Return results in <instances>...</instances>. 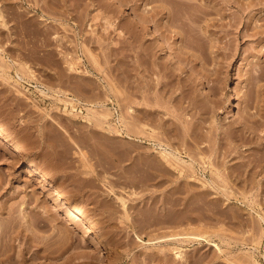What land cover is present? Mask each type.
I'll list each match as a JSON object with an SVG mask.
<instances>
[{"label": "rangeland", "instance_id": "rangeland-1", "mask_svg": "<svg viewBox=\"0 0 264 264\" xmlns=\"http://www.w3.org/2000/svg\"><path fill=\"white\" fill-rule=\"evenodd\" d=\"M0 1L11 27H0V127L17 147L14 158L0 154V205L15 204L0 206V264H264V75L258 87L245 81L248 71L264 74V0H171L169 16L160 0ZM19 10L20 34L33 33L20 42ZM48 11L58 25L38 19ZM153 35L144 68L140 48ZM148 142L187 161H161Z\"/></svg>", "mask_w": 264, "mask_h": 264}, {"label": "bare ground", "instance_id": "bare-ground-1", "mask_svg": "<svg viewBox=\"0 0 264 264\" xmlns=\"http://www.w3.org/2000/svg\"><path fill=\"white\" fill-rule=\"evenodd\" d=\"M21 1H22V0H15V2H16L17 4H18V3L20 4ZM43 1L45 2V0H43ZM46 1L49 2V4H51L50 2H52L53 0H46ZM54 1H55V0H54ZM160 1H162L161 4H160V6L162 7V9H166V10H167V11H166V12H167V16H169L168 14H170V10H169V9H170V3H171V0H160ZM0 2H1V1H0ZM3 2H5V1H3ZM12 2H13V1H12ZM25 2H26V0H25ZM54 3H56V1H55ZM57 3H58V2H57ZM57 3H56V4H57ZM14 4H15V3H13V5H14ZM19 4H18V5H19ZM21 4H22V3H21ZM47 4H48V3H47ZM28 6H29V5H28ZM28 6L25 7V8H26L25 10H26V12H29V11L31 12L32 9L29 10V11H27V10H28V9H27ZM14 7H16V6H14ZM30 7H31V6H30ZM32 8H33V7H32ZM16 9L18 10V8H16ZM21 9H22V8H21ZM36 9H37V8H36ZM17 10H15V11L17 12ZM25 10H24V11H25ZM21 11H23V10H21ZM21 11L19 10L18 13L15 12V13L17 14V15L15 16V17L17 18V22H15V23H16L17 25H15L14 22H13V24H14L15 26H12V27L14 28V30H13V28H12V32H13V34H14L13 36H15L14 41H15V40H16V41H19V39H20V37H21V35H22V34H20V33H21V32H20L21 30H20V28L18 27V24L20 23V22H19V20H20L19 18L22 17V12H21ZM42 11H43V10H42ZM20 12H21V13H20ZM26 12H23V13H26ZM37 12H38V11H37ZM37 12H36V11H32L31 13H37ZM48 12H49V11H48ZM15 13H14V14H15ZM64 13H65V11H64ZM28 14L30 15V13H28ZM28 14H26V15H28ZM66 14H67V13H66ZM26 15H25V16H26ZM31 15H32V14H31ZM33 15H35V14H33ZM48 15H49V16H48ZM25 16L23 15V17H25ZM37 16H38V19H39L41 22H42V21H45V22H48V23H49L50 21H51V22H54V21L56 22V21H58V19L55 18L56 15H52L53 17H50V12H49V14L47 13V15H46V13H44V12L42 13V12H41V14H38ZM60 16H61V15H60ZM60 16H59V17H60ZM181 16L183 17L184 20L188 18V9H187V8H184V9L181 10V15H180L178 18H180ZM30 17H31V16H29L28 18L31 19V21L28 20V22H29V21H30V22H33V21H32V20H33V19H32L33 16H32L31 18H30ZM35 17H36V16H35ZM62 17H63V16H62ZM60 18H61V17H60ZM64 18H66V16H65ZM67 18H68V17H67ZM21 19H22V18H21ZM24 19H27V17H25ZM61 19H62V18H61ZM68 19H69V18H68ZM14 20H16V19H14ZM66 20H67V19H66ZM69 20H70V19H69ZM143 20H145V18H138V19H135V20H134V21H135V22H134V23H135V26H137V25L140 24V23H143V22H144ZM179 20H181V19H179ZM59 21H60V20H59ZM63 21H64V20H63ZM67 21H68V20H67ZM149 21H153V22L155 23L156 20H155V18H154L153 15L151 16V18H149ZM21 22H22V21H21ZM35 22H36V24L39 23V25H40V23H41V22H39V21L37 22V20H35ZM172 22H173V20H172ZM172 22H171V23L168 22L166 25H163V26H164L165 28H169V29H170L171 26H172V24H173ZM57 23H58V22H56V24H57ZM64 23H67V22H64ZM134 23H133V24H134ZM22 24H25V23L22 22ZM42 24H46V23H42ZM42 24H41V26H42ZM59 24H62V23H59ZM11 25H12V24H11ZM20 25H21V24H20ZM29 25H30V24H29ZM39 25L37 24L36 27L39 26ZM57 25H58V24H57ZM64 25H65V24H64ZM64 25H63V27H64ZM67 25H68V24H67ZM67 25H65V27H67ZM173 25H174V24H173ZM23 26H24V25H23ZM26 26H27V25L24 26L25 29H26ZM0 27H1L2 29H6L7 32H8V30L11 29V27H10L9 24L7 23V20H6V17H5V14H4V11H3V8H1V6H0ZM9 27H10V29H9ZM27 27H28V26H27ZM39 27H40V26H39ZM18 28H19V29H18ZM31 28H32V27H31ZM31 28H30V29L27 28V29L30 31V33H32V32H31ZM37 28H38V27H37ZM37 28H36V29H37ZM27 29H26V30H27ZM23 30H24V29H23ZM26 30H25V32H26ZM39 30H40V28H39ZM43 30H44V29H43ZM34 31H35V30H34ZM41 31H42V28H41ZM9 32H11V31H9ZM25 32H24V34H23L22 36L25 35ZM27 32H28V31H27ZM35 32H36V31H35ZM38 33H39V32H38ZM40 33H41V32H40ZM19 34H20V37H18ZM27 34H29V32H28ZM27 34H26V35H27ZM32 35H33V33H32ZM32 35H30V36H32ZM42 35H43V33H42ZM44 35H46V32L44 33ZM150 35H151V34H150ZM36 36H37V34L35 35V37H36ZM54 36H55V35H54ZM144 36H145V35H143L142 37H144ZM27 37H28V36H27ZM55 37H56V36H55ZM13 38H14V37H13ZM18 38H19V39H18ZM23 38L25 39V37H23ZM31 38H32V37H30V39H31ZM157 38H158V35H157V36H154V35H153V37H152L151 39L144 38L145 40H143V42H142V43H145L146 40H149V41H148L149 43L147 42V43L143 44V46L140 48V50H141L140 52H141V54H143V55L141 56V58H139L138 62H139V64H141L144 68L147 67V65H148V63H149V61H150V58L146 57L148 54H149V56H150V54H151V52H149V45H151L152 42H155ZM21 39H22V38H21ZM26 39H28V38H26ZM26 39H25V40H26ZM30 39H29V40H30ZM34 39L36 40V38H34ZM34 39L31 40L32 43H33ZM142 39H143V38H142ZM29 40H28V41H29ZM37 40H38V39H37ZM14 41H13V43H14ZM20 41H23V39L20 40ZM20 41H19V42H20ZM24 42H25V41H24ZM35 42H36V41H35ZM41 42H43V41H41ZM41 42H40V44H41ZM15 43H16V42H15ZM17 43H18V42H17ZM17 43H16V44H17ZM22 43H23V42H22ZM27 43H28V42H27ZM36 43H37V42H36ZM16 44H15L14 46H16ZM18 44H19V43H18ZM24 44H26V42H25ZM34 44H35V43H34ZM38 44H39V43H37V45H38ZM40 44L38 45L39 47L41 46ZM21 45H23V44H21ZM28 45L30 46V44H28ZM28 45H27V46L25 45V46L28 47ZM31 45L33 46V44H31ZM37 45H35V46L37 47ZM17 46H18V45H17ZM42 46H43V44H42ZM44 46H45V45H44ZM44 46H43V48H44ZM151 46H152V45H151ZM19 47H20V46H19ZM33 47H34V46H33ZM153 47H154V46H153ZM43 48H42V49H43ZM2 49H3V48H2ZM2 49H1V50H2ZM15 49L17 50V47H16ZM20 49H21V47H20ZM20 49H18V50H20ZM22 49H23V47H22ZM26 49H27V48H26ZM34 49H35V47H34ZM34 49H33V50H34ZM38 49H40V48H38ZM4 50H5V49H4ZM4 50H2V51H4ZM28 50H30V49L28 48ZM35 50H37V49H35ZM35 50H34V52H35ZM5 51H6V50H5ZM20 51H21V50H20ZM20 51H19V52H20ZM23 51H25V52L27 53V51H26L25 49H24ZM31 51H32V50H31ZM31 51H30V53H31ZM150 51H152V50H150ZM25 52H24V53H25ZM28 52H29V51H28ZM34 52H32V53H34ZM0 53H1V52H0ZM3 53H4V52H3ZM3 53H2V54H3ZM24 53H23V54H24ZM26 53H25V54H26ZM36 53H37V52H36ZM36 53H35V54H36ZM153 53H154V52H153ZM18 54L20 55L19 58H21V53H18V52H17V55H18ZM27 54H28V53H27ZM4 55H6V54H4ZM8 55H9V54H8ZM154 55H155V54H154ZM152 56H153V55H152ZM2 58H3V57L0 56V60H1ZM5 58H6V57H5ZM5 58H3V60H4ZM9 58H10V55H9ZM17 58H18V57H17ZM19 58H18V59H19ZM22 58H23V57H22ZM91 58H92V60H93V57H91ZM91 58H89L90 60H88L90 63L92 62V61H91ZM18 59H17V60H18ZM25 59H26V58H25ZM25 59H24V60H20V59H19V61L21 62V63L19 62V63H20L19 66H20L21 68L25 67V71L28 70V71L30 72L29 74H30V75H31V74L33 75V68H32V65L30 64L31 62L29 61V62H30V63H29L28 61H25ZM6 60H7V58H6L4 61H6ZM27 60H28V58H27ZM64 60H65V59H64ZM94 60H95V64H92V66L95 65V67H97V66L99 67V64L96 66V64L98 63L97 59L94 58ZM94 60H93V61H94ZM1 61H2V60H1ZM4 61H3V62H4ZM11 61L13 62V60L10 59V62H11ZM31 61L33 62V60H31ZM66 61H68V60H66ZM96 61H97V63H96ZM152 61H153V60L151 59L150 62H152ZM3 62H2V63H3ZM12 62H11V63H12ZM34 62H35V61H34ZM34 62H33V64H35ZM64 62H65V61H64ZM0 63H1V62H0ZM11 63H10V64H11ZM15 63L17 64L18 62H17V61H16V62L14 61V64H15ZM36 63H38V62H36ZM65 63H66V62H65ZM67 63H68V62H67ZM154 63H155V62H154ZM6 64L8 65L9 63L7 62ZM12 64H13V63H12ZM16 64H15V65H16ZM39 64H40V63H39ZM70 64L72 65V63H68L69 67L71 68ZM0 65H1V64H0ZM3 65H4V64H3ZM21 65H22L23 67H22ZM11 67H12V66H11ZM0 68H2V66H1ZM16 68H17V67H16ZM17 69H18V68H17ZM26 69H27V70H26ZM15 71H16V70H15ZM18 71H19V70H18ZM258 71H260V70H258ZM19 72H20V71H19ZM19 72H18V73H19ZM18 73H17V78H18V79L22 78L23 76H20ZM30 75H29V78H30ZM263 75H264V74H263L262 70H261L260 73H258V74H255L253 71H248V74H247V77L245 78V81H246L247 84H248V83H249V84H253V83H254V84L256 85V87H258L259 84H260L259 81H260V79L262 78L261 76H263ZM24 78H25V77H24ZM32 78H33V77L31 76V79H32ZM34 81H36V80H34ZM38 82H40V84H38V85L40 86L39 90H40L41 92H45V85H44V83H42V82L39 81V80H38ZM155 82H156V81H155ZM146 84H147V81H146ZM155 84H157V83H155ZM35 87H36V86H35ZM101 87H103V86H101ZM101 87H100V88H101ZM36 88H38V87H36ZM104 89H106V88L104 87ZM99 90H100V89H99ZM99 90H97V91H98L99 93L101 92V94L104 92V93L102 94V96L104 95V99L102 98L103 100H101V101H105V100H106V101H109V100L111 101V99H110V95L108 94V91H107V90H103V92H102V91H99ZM101 90H102V89H101ZM245 96L247 97L248 95H245ZM245 96H243V97H244L243 100L246 101V104L244 103V104H245L244 106H246V110H248L249 108H247V107H249L251 103H249V101L247 100V98H245ZM70 99H71V100H72V99H73V100H76V97H75V98L70 97ZM77 99H78V98H77ZM248 99H249V98H248ZM83 100H85V99H83ZM79 101H80V100H79ZM85 101H86V100H85ZM85 101H84V102H85ZM91 101H92V100H91ZM98 101H99V100H98ZM98 101H97V102H98ZM245 101H244V102H245ZM93 102H94V101H93ZM95 102H96V100H95ZM111 102H112V101H111ZM247 102H248V103H247ZM256 102H257V101H256ZM80 103H81V102H80ZM86 103H87V102H86ZM89 103H90V102H89ZM101 103H102V102H101ZM114 103H115V102H114ZM90 104H91V103H90ZM95 104H97V103H95ZM103 104H104V102H103ZM115 104H116V103H115ZM84 105H85V104H84ZM86 105H87V104H86ZM100 105H102V104H100ZM90 106L93 107V104H91ZM255 106L257 107L256 104L254 105V107H255ZM107 107H108V106H107ZM256 107H255V108H256ZM97 108H98V107H97ZM97 108H96V109H97ZM102 108H103V107H102ZM110 108H111V107H109L108 109H110ZM114 108H115V110H116V107H113V109H114ZM86 109H87V110L90 109V108L88 107V105H87ZM94 109H95V108H94ZM96 109H95V111H96ZM146 109H147V108H146ZM244 109H245V108H244ZM90 110H93V108L90 109ZM90 110H89V112H90ZM97 110H98V109H97ZM144 110H145V108H144ZM128 111H129V112L132 111V108L129 107V106H128ZM145 111H147L146 113H147V116H148V111H149V110H145ZM91 112H92V111H91ZM96 112H98V111H96ZM110 112H111V110H110ZM112 112H113V111H112ZM116 112H117V110H116ZM98 113H99V112H98ZM90 114H91V113H90ZM90 114H89V115H90ZM93 114H94V113L91 114L92 116H89V115H88V116L92 119V118H93ZM99 114H100V113H99ZM99 114H98V115H99ZM149 114H150V112H149ZM94 115H95V114H94ZM96 115H97V114H96ZM100 115H102V113H101ZM117 115H118V114H117ZM253 116H254V118H253L252 120H253L255 123L257 122V124L260 123V120H259L258 117H261V114H260V113H257L256 115L254 114ZM257 116H258V117H257ZM98 117H99V116H98ZM98 117H96V118L94 117V118H95L96 120H98L100 123H102L104 119L101 120V118H100V117L98 118ZM255 117H256V118H255ZM145 118H146V116H145ZM147 118L150 119L149 116H148ZM117 119H118V120L116 121V123L119 125V124L121 123V122H120V117H117ZM89 120H90V119H89ZM93 121L95 122V120H93ZM119 122H120V123H119ZM95 123H96V122H95ZM116 123H114V124H116ZM96 124H97V123H96ZM98 124H99V123H98ZM108 124H109V123H108ZM108 124H107V125H108ZM143 124H145V123H143ZM146 125H147V124H146ZM110 126H111V124H110ZM121 126H122V125H121ZM108 127H109V126H108ZM112 127H113V126H112ZM143 127H145V125H144ZM110 128H111V127H109V129H110ZM115 129H116V128H115ZM115 129L113 128V130H115ZM122 129H123V128H121V129H120V128H117V130H116L117 132H116V133H118V135H119V134L121 133V130H122ZM111 130H112V129H111ZM247 130H248V128H246L244 125H242V126L240 127V129H239V131L242 132V133H244V134H245V132H246ZM249 130H250V129H249ZM249 130H248V132L251 133V131H249ZM255 130H256V129H255ZM143 131H144V133L146 132L145 134H147V131H146V130L143 129ZM148 134H149V133H148ZM148 134H147V136H149ZM11 135H12V134H11ZM11 135L7 132V130H5L4 128H1V127H0V138H1L0 142H2L1 145H0V154H1V152L4 153V151L6 150L7 152L9 151L8 154H10L9 156H11V153H12L14 150H15V151L17 150V147H16L14 144H13V149H12L11 147L9 148L8 145H6V143H5V142H8V143H9V142L13 139V137H11ZM125 136H126L127 138H131V137L129 136V134H126ZM10 144H11V143H10ZM147 144H149V145L151 144V145H153V146H154V144L157 145V148L159 149L160 154L162 155V157L159 155V156H160V159L162 158L161 161H162V160H164V161H169L170 159H173V160L176 159L177 161H187V160H185V159L183 158V156L181 155V154H182L181 151L176 150L175 148H173V147H171V146H169V145H167V144H163V143H160V142H158V143H149V142H148ZM11 146H12V145H11ZM155 147H156V146H155ZM8 148H9V149H8ZM10 149H11V150H10ZM20 150H21V149L18 148V153H20V152H19ZM15 151H14V152H15ZM23 151H24V150H23ZM25 151H26V150H25ZM25 151H24V152H25ZM7 152H6V153H7ZM14 152H13V155H14ZM16 154H17V153H16ZM22 154H23V153H22ZM17 156H21V154H18ZM26 156H27V155H26ZM12 157L14 158V157H16V155H14V156H12ZM21 157L23 158L22 165H23L24 170H29L30 172H32V171L35 172L34 174H37V176H39V178L41 177L43 183H49V182H50L49 178L46 176V174H44V171H42V170H41V169H40V168H39V167H38L33 161H30V160L26 159V158L24 157V155H22ZM22 158H21V159H22ZM15 159L17 160V158H15ZM15 159H13V161L7 160V161L9 162V165H12L13 162L15 163V161H16ZM11 160H12V158H11ZM18 160L20 161L19 157H18ZM19 161H18V162H19ZM170 161H171V160H170ZM250 161H252V160H250ZM262 161H264V159H263ZM16 162H17V161H16ZM173 162H174V161H173ZM14 163H13V165H15ZM185 163H186V162H185ZM189 164H191V163L189 162ZM203 166H204V165H203ZM261 166H263V165L261 164ZM41 179H40V180H41ZM28 180H30V179H28ZM25 181H26V183L28 182L27 180H25ZM2 183H3V180H2V178L0 177V188H3V187H2ZM24 183H25V182H24ZM26 183H25V184H26ZM27 185H28V184H27ZM109 188H111V187H109ZM111 189H112V188H111ZM106 190H107V189H106ZM109 190H110V189H109ZM109 190H107V191H109ZM109 192H112V190L109 191ZM25 195H26V198H27V199H25V200L23 201V203H21V204H24V205L27 204L28 199H30V197L28 196V194L25 193ZM116 197H117V199H119V200L121 201V202H120V201H119V202L125 207V203H124L125 200H123L124 198L121 197V196H119V195H117V194H116ZM116 197H115V198H116ZM24 198H25V197H24ZM37 198H38V197H37ZM35 200H36V199H35ZM5 201H6V200H4L3 202H1V203H2V204L0 205V206H1V210L6 209V208H7V209L9 208V209H8L9 212L11 211V208H12V210H14L12 206L15 205V204L12 203L13 205L11 204L10 206H8L9 203H6ZM65 201H66V200H65ZM10 203H11V202H10ZM65 203H67V201H66ZM22 207H23V205H22ZM68 207H70L69 210L67 211L69 214H75V215H79V216H83V215L85 214V212H84L83 210H81L80 208H78L77 206H71V205H70V206H68ZM14 208H15V207H14ZM23 208H24V207H23ZM23 208H22V210H23ZM8 210H4V211H8ZM38 214L40 215L39 217H40L41 219H44V218H45L46 221L49 219L48 222H50V221H52V220L54 221V218H53V219L50 218L49 214H48V216H43V213H41V212H39ZM41 214H42V215H41ZM44 215H46V214L44 213ZM25 217H26V219H25L26 222H28V220H27V215H24V218H25ZM47 217H48V219H47ZM51 217H52V215H51ZM259 218H260V220H263V221H264V215H260V214H259ZM36 219H37V218H36ZM53 223H54V222H53ZM0 230H1V229H0ZM18 231H20V230H18ZM4 234H5V233H4ZM7 234L9 235V233H7ZM7 234H6V235H7ZM2 235H3V232H2ZM6 235H5V236H6ZM5 236H4V237H5ZM1 237H2V236H1V233H0V239H1ZM5 238H6V237H5ZM135 238H136V241H137V240H138V241H142L141 236H139V235L136 234V233H135ZM2 239H4V238H2ZM1 241H2V240H1ZM152 241H153V240H152ZM152 241H151V242H152ZM151 242H150V243H151ZM153 242H154V241H153ZM0 244H1V243H0ZM213 245H214V246H217L216 243H213L212 246H213ZM216 248H217V247H216ZM178 249H179V248H177L176 251L174 250L175 252L173 251V252H174V256L176 257V259H177V258H178V259H181V258L183 257V254H182V253H183L184 251L182 252V248L179 249V250H178Z\"/></svg>", "mask_w": 264, "mask_h": 264}]
</instances>
